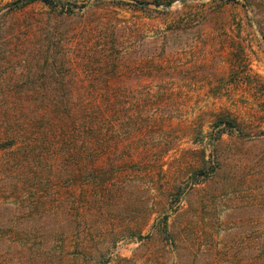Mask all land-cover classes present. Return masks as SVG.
I'll use <instances>...</instances> for the list:
<instances>
[{
	"label": "rangeland",
	"instance_id": "rangeland-1",
	"mask_svg": "<svg viewBox=\"0 0 264 264\" xmlns=\"http://www.w3.org/2000/svg\"><path fill=\"white\" fill-rule=\"evenodd\" d=\"M0 264H264V0H0Z\"/></svg>",
	"mask_w": 264,
	"mask_h": 264
},
{
	"label": "trees",
	"instance_id": "trees-1",
	"mask_svg": "<svg viewBox=\"0 0 264 264\" xmlns=\"http://www.w3.org/2000/svg\"><path fill=\"white\" fill-rule=\"evenodd\" d=\"M43 2L47 5L50 6L51 5V0H43ZM66 3L64 2H58V5L62 8ZM62 106H65L64 104H62ZM26 148L21 149V154L26 156V159L28 161V159L31 157L33 158V160H36L37 158H40L41 156H51L52 154L57 153V151H61L62 148L58 147V148H54V147H50L48 146V144H38V145H33L32 147H27ZM48 152V154H46Z\"/></svg>",
	"mask_w": 264,
	"mask_h": 264
},
{
	"label": "water",
	"instance_id": "water-1",
	"mask_svg": "<svg viewBox=\"0 0 264 264\" xmlns=\"http://www.w3.org/2000/svg\"><path fill=\"white\" fill-rule=\"evenodd\" d=\"M24 1H28V0H24Z\"/></svg>",
	"mask_w": 264,
	"mask_h": 264
}]
</instances>
